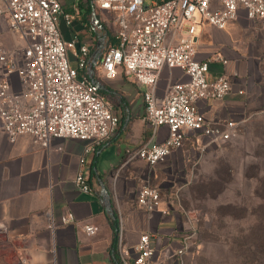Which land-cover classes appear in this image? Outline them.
<instances>
[{
  "label": "crops",
  "instance_id": "crops-1",
  "mask_svg": "<svg viewBox=\"0 0 264 264\" xmlns=\"http://www.w3.org/2000/svg\"><path fill=\"white\" fill-rule=\"evenodd\" d=\"M60 1L74 16L71 24L63 19L59 22L66 41L77 37L75 49L69 50L72 65L78 62L74 50L83 43L100 57L112 42L107 16L93 0ZM196 35L198 58L220 54L227 59L213 62L210 76L226 74L232 89L224 98L201 101V112L220 121L248 120L264 105V18L251 19L241 8L225 28L198 23ZM24 46L20 34L10 28L5 2L0 0V47L15 55ZM186 79L181 68L164 67L157 95L163 97L168 84ZM12 80L15 84V75ZM101 82L102 93L119 114L120 123L84 163L82 140L54 138L47 149L31 135L12 142L0 132V264H124L119 231L123 246L131 251L128 260L136 254L135 246L144 232L153 236L156 264H177L173 253L183 246L187 253L193 224L178 198L176 172L186 167L193 152L210 145L209 137L187 131L184 145L154 166L140 158L128 159L127 149L163 141L168 127L162 125L152 132L144 119L145 87L123 70L116 78ZM80 170L89 179L91 193L76 186ZM146 183L157 186L161 193L151 212L137 202ZM49 210L55 214V230L48 226ZM68 212L75 215L76 222L62 224L61 216ZM85 224H94L98 230L87 234Z\"/></svg>",
  "mask_w": 264,
  "mask_h": 264
},
{
  "label": "built area",
  "instance_id": "built-area-1",
  "mask_svg": "<svg viewBox=\"0 0 264 264\" xmlns=\"http://www.w3.org/2000/svg\"><path fill=\"white\" fill-rule=\"evenodd\" d=\"M4 2L10 28L25 42L15 55L0 47V132L12 142L27 134L49 149L54 138L79 139L85 142L84 163L119 126L120 116L103 95L101 80L114 79L121 70L145 87L144 119L152 132L162 125L168 127L163 141L127 149L128 159L140 158L154 166L184 145L189 130L206 134L209 144L238 134L239 122L208 118L200 110L201 101L224 98L232 89L226 74L210 76L211 64L225 63V57L198 58L196 27L205 21L225 28L241 8L251 19L264 18V0H93L99 10L112 14L115 43H108L100 57L88 44H80L74 50L75 66L69 50L75 49L77 37L66 41L59 26L61 19L71 24L74 16L63 9L60 0ZM164 67L181 68L187 79L168 84L164 96L159 97L156 87ZM75 182L79 190L93 191L82 170ZM160 198L159 188L146 183L137 202L151 212ZM47 216L49 228L55 230V214L49 210ZM73 222L72 212L61 216L62 224ZM84 229L94 234L98 227L85 224ZM119 246L124 264H156L149 232L141 234L131 260L126 258L131 251L123 246L122 231ZM185 251L183 246L173 253L177 264H185Z\"/></svg>",
  "mask_w": 264,
  "mask_h": 264
},
{
  "label": "rangeland",
  "instance_id": "rangeland-1",
  "mask_svg": "<svg viewBox=\"0 0 264 264\" xmlns=\"http://www.w3.org/2000/svg\"><path fill=\"white\" fill-rule=\"evenodd\" d=\"M103 12L114 32L112 14ZM193 153L176 172L193 224L185 264H264V253L251 246L264 231V105L236 136Z\"/></svg>",
  "mask_w": 264,
  "mask_h": 264
},
{
  "label": "trees",
  "instance_id": "trees-1",
  "mask_svg": "<svg viewBox=\"0 0 264 264\" xmlns=\"http://www.w3.org/2000/svg\"><path fill=\"white\" fill-rule=\"evenodd\" d=\"M109 32L111 33L112 42L115 43L114 32L112 31L111 28L109 29ZM251 246H255V247L259 248L261 250V252L264 253V231L257 237L256 241L254 242L253 245L251 244ZM249 253L250 254L253 253L251 249L249 250Z\"/></svg>",
  "mask_w": 264,
  "mask_h": 264
}]
</instances>
